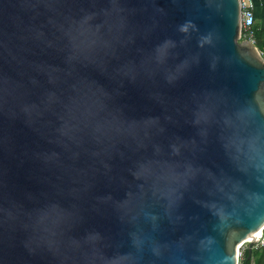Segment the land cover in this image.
Instances as JSON below:
<instances>
[{"label": "water", "instance_id": "1", "mask_svg": "<svg viewBox=\"0 0 264 264\" xmlns=\"http://www.w3.org/2000/svg\"><path fill=\"white\" fill-rule=\"evenodd\" d=\"M230 3L0 0V264H230L233 233L251 257L260 214L207 207L264 195L230 144L264 87Z\"/></svg>", "mask_w": 264, "mask_h": 264}, {"label": "snow or ice", "instance_id": "2", "mask_svg": "<svg viewBox=\"0 0 264 264\" xmlns=\"http://www.w3.org/2000/svg\"><path fill=\"white\" fill-rule=\"evenodd\" d=\"M233 5L236 9L239 7V0H233V3L226 4V7L231 9ZM239 63L240 61H235ZM264 83V81H262ZM257 105H246L245 111L251 113L252 120L249 124H241L238 127H234L230 130V144L236 151V156L233 158L236 161L237 171L243 170L245 167L259 171L264 174V144H261V140L264 136L257 138L253 135V126L264 128V87L260 89V92L256 96ZM257 161H260L257 163ZM224 178H222L223 181ZM161 181H158L152 185V188L148 192V195L156 193ZM230 183L231 181H227ZM218 195L216 199L211 201L207 207L213 212L219 213L221 211L226 212L234 221L239 222L242 218L251 216L255 213L260 214L261 222L264 223V195L259 197H253L247 193H242L238 198L232 196H225L223 188L217 185ZM223 198V199H222ZM254 230V229H252ZM247 235V233L245 234ZM244 237L238 233H233L228 238L229 257L230 264H235V247L234 242H238Z\"/></svg>", "mask_w": 264, "mask_h": 264}, {"label": "built area", "instance_id": "3", "mask_svg": "<svg viewBox=\"0 0 264 264\" xmlns=\"http://www.w3.org/2000/svg\"><path fill=\"white\" fill-rule=\"evenodd\" d=\"M241 1V32L240 40H247L255 45L264 59V45L258 46L257 40V1L256 0H240ZM259 241L254 247L264 246V229L259 235ZM250 241L244 242L238 252V264H243L245 251L249 246Z\"/></svg>", "mask_w": 264, "mask_h": 264}, {"label": "trees", "instance_id": "4", "mask_svg": "<svg viewBox=\"0 0 264 264\" xmlns=\"http://www.w3.org/2000/svg\"><path fill=\"white\" fill-rule=\"evenodd\" d=\"M257 40L258 46L262 47L264 45V27L261 23H257ZM252 254L255 256V262L253 264H264V246L254 247ZM248 248L245 251V258L243 264H252L253 257L248 259Z\"/></svg>", "mask_w": 264, "mask_h": 264}, {"label": "crops", "instance_id": "5", "mask_svg": "<svg viewBox=\"0 0 264 264\" xmlns=\"http://www.w3.org/2000/svg\"><path fill=\"white\" fill-rule=\"evenodd\" d=\"M256 1H257V10H256L257 23H261V25L264 27V0H256ZM251 257H253V262H252L253 264L256 258L252 253H251Z\"/></svg>", "mask_w": 264, "mask_h": 264}, {"label": "bare ground", "instance_id": "6", "mask_svg": "<svg viewBox=\"0 0 264 264\" xmlns=\"http://www.w3.org/2000/svg\"><path fill=\"white\" fill-rule=\"evenodd\" d=\"M239 41H244V40H240V38H239ZM254 248V247H253Z\"/></svg>", "mask_w": 264, "mask_h": 264}]
</instances>
